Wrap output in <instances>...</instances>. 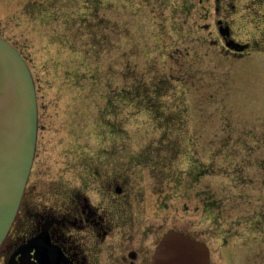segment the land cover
Instances as JSON below:
<instances>
[{
	"label": "rangeland",
	"instance_id": "1",
	"mask_svg": "<svg viewBox=\"0 0 264 264\" xmlns=\"http://www.w3.org/2000/svg\"><path fill=\"white\" fill-rule=\"evenodd\" d=\"M224 20L250 53L227 54ZM0 36L59 178L79 156L133 187L137 239L176 230L212 264H264V0H0Z\"/></svg>",
	"mask_w": 264,
	"mask_h": 264
},
{
	"label": "flooded vegetation",
	"instance_id": "2",
	"mask_svg": "<svg viewBox=\"0 0 264 264\" xmlns=\"http://www.w3.org/2000/svg\"><path fill=\"white\" fill-rule=\"evenodd\" d=\"M223 25L230 27L223 37L227 54L250 53V43H244L243 50L226 45L235 36L228 21ZM40 129L19 211L0 247V264H153L155 249L168 231L152 243L148 237L136 238L140 218L129 210L137 196L133 187L118 182L111 172L110 180L103 181L105 174L98 167H86L79 156L67 160L59 178L60 172L50 167L51 158L40 152ZM122 200L129 203L128 209Z\"/></svg>",
	"mask_w": 264,
	"mask_h": 264
},
{
	"label": "water",
	"instance_id": "3",
	"mask_svg": "<svg viewBox=\"0 0 264 264\" xmlns=\"http://www.w3.org/2000/svg\"><path fill=\"white\" fill-rule=\"evenodd\" d=\"M223 37L230 27L219 22ZM243 50L247 44L230 39ZM39 129L37 90L31 69L19 49L0 36V247L19 211L35 159ZM153 264H211L206 242L170 230L158 243Z\"/></svg>",
	"mask_w": 264,
	"mask_h": 264
}]
</instances>
